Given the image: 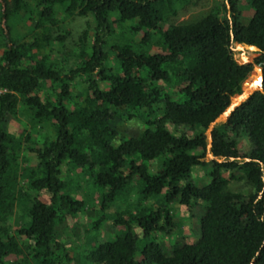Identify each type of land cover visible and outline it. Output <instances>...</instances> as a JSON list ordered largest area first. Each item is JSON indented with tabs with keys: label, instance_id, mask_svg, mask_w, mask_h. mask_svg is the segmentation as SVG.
<instances>
[{
	"label": "trees",
	"instance_id": "16d2710c",
	"mask_svg": "<svg viewBox=\"0 0 264 264\" xmlns=\"http://www.w3.org/2000/svg\"><path fill=\"white\" fill-rule=\"evenodd\" d=\"M199 1L0 0V264H264V0H228L231 18L218 6L171 21ZM241 1L253 9L246 24ZM21 12L31 26L19 40L9 21ZM60 13L91 16L94 27L67 47L54 35ZM116 35L139 39L112 43ZM233 42L260 50L263 91L209 142L253 71L234 60ZM133 120L138 134L122 136L117 126ZM195 167L208 169L206 185L195 184ZM83 178L102 190L91 205L78 194ZM231 181L250 193L231 191ZM197 206L198 237L166 254L157 234L172 236L177 208ZM87 211V242L67 253L70 222ZM109 222L115 235L103 239Z\"/></svg>",
	"mask_w": 264,
	"mask_h": 264
},
{
	"label": "rangeland",
	"instance_id": "374dc122",
	"mask_svg": "<svg viewBox=\"0 0 264 264\" xmlns=\"http://www.w3.org/2000/svg\"><path fill=\"white\" fill-rule=\"evenodd\" d=\"M26 1L31 2L32 0H26ZM218 6H221L222 8L221 11L222 17L227 16L228 18H231L228 0H201L196 4V6L190 7L187 10L180 12L171 21L174 24H179V23H186V22L198 20L201 17L208 14L209 12H211L213 9H216ZM252 14H253V9L248 5V3L246 1H241L240 7L237 11L238 20L242 24H246L250 20ZM58 18L60 19V22L58 23V26L54 29V35L65 34L67 37L65 42L67 47H72L73 43L77 42L82 32L86 29L87 22L89 23L90 31L94 27V20L93 18H91V16L88 17L72 16L69 18H64V15L60 13L58 14ZM9 24L12 35L19 40L28 33V30L30 28L29 25L31 26V24L28 21H26L24 12H21V14L12 17V19L9 21ZM1 25L2 27H4L3 24ZM130 37L131 36L129 35H125V36L116 35L115 38L111 39V42L114 43L113 41L115 40L127 41L130 40ZM131 38L136 41L139 39V35L132 36ZM2 42H4V37L0 32V43ZM238 46H241V49H238ZM57 50H61V47L57 46ZM231 52L234 60L238 64H247V63L253 64V71L246 80L251 79L255 75L257 69L261 70V66L254 63V60L259 56L258 52L246 49L243 44L236 42H233L231 44ZM243 57L246 58V60H244ZM19 126L20 125L17 123V121H15L10 116L8 117V127L10 131L14 133L17 132ZM117 129L122 136H135L138 134L139 130L141 129V124L135 120L130 122H123L117 126ZM206 135L209 140V131L206 132ZM236 142H237V148L241 152H243L244 154H248L250 152L251 147L248 140L245 137H241L237 139ZM212 158H213L212 155L208 153L207 161H210ZM156 164L159 165V162L156 161L155 163L152 164L150 169L151 171L153 172L156 171L155 168H153V166H155ZM233 174L237 176L240 175L238 170H235ZM191 177L193 178L195 184H197L200 187L204 186L209 182L208 169L195 167L192 170ZM81 180H82L81 184L83 185V187L81 191H78V194L79 195L84 194L87 203L91 205L93 204L94 201L99 199L102 190H99L93 184H87L84 178ZM135 182L136 181L133 182V185ZM229 188L233 192H240L244 195L249 194L251 191L250 187L245 183V181H231L229 184ZM43 198H44L43 200H46L45 197ZM133 199L135 200L136 197L134 196ZM149 202L152 203L157 202V204H161L163 202V197L162 195H160L154 199H150ZM109 212L110 213L115 212V207L114 206L111 207ZM176 212H177L176 222L178 223V228L175 230V233L172 236H167L161 233L157 234L156 236V238L160 242L166 254H169L171 252L173 246L184 242L182 241L184 239L191 242L195 241L200 231L199 222L202 214L201 207L197 206L190 211H186L185 209L178 207ZM92 216L93 213L87 211L86 213L81 214L79 219L72 220L70 222L71 227L75 224L76 230L75 232L69 231V233L64 235V239L67 244L66 245L67 248L65 250L67 253H73L71 252L72 248H69L68 246L73 248L76 247L84 248L87 242L86 238L84 237L85 232L88 229L87 219L91 218ZM102 235H103V239H109L112 238L113 235H115V228L112 226L110 222L104 227V233Z\"/></svg>",
	"mask_w": 264,
	"mask_h": 264
},
{
	"label": "water",
	"instance_id": "95a60500",
	"mask_svg": "<svg viewBox=\"0 0 264 264\" xmlns=\"http://www.w3.org/2000/svg\"><path fill=\"white\" fill-rule=\"evenodd\" d=\"M244 47L246 49L251 50V51H255V52L260 51L255 46L244 45ZM258 74L260 77L259 83H257V84L253 83V78L256 76V73L251 79L245 80L241 86V91L231 98L230 104H229L228 108L225 110V112L223 114H221L211 124V126L208 130L209 131V142H211V132L218 124L225 123L228 120V118L232 115V113L234 111H236V109H238L243 104H245L255 93L263 91V69L262 68H261V70L258 71Z\"/></svg>",
	"mask_w": 264,
	"mask_h": 264
}]
</instances>
